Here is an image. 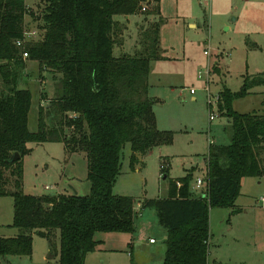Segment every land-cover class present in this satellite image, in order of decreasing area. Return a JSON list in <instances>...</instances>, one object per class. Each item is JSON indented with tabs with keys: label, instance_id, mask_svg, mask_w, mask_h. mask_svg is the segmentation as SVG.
<instances>
[{
	"label": "trees",
	"instance_id": "16d2710c",
	"mask_svg": "<svg viewBox=\"0 0 264 264\" xmlns=\"http://www.w3.org/2000/svg\"><path fill=\"white\" fill-rule=\"evenodd\" d=\"M160 2L40 0L42 39L19 47L29 11L26 0H0V196L14 198L12 225L21 230L15 237L0 235V255H31L36 233L51 246L59 241L60 264H85L101 242L98 232L135 234L140 211L152 208L167 233L162 264H209L210 209L234 207L242 180L264 176V113H241L233 107L251 87L264 84V75L247 77L239 91H222L220 105L231 140L209 146L208 196L191 190V171L170 181L167 197L146 198L136 209L132 196L113 191L123 149L131 144L130 166L135 169L139 157L173 140L172 132L158 129L149 93L151 63L165 59ZM139 12L155 20L144 31L138 50L124 51L127 27L117 16ZM23 52H28L27 59ZM28 59L55 80L54 98L41 104L36 132L29 129L33 93L23 80ZM20 84L26 88L19 89ZM31 141H63L72 152H85L90 194L25 193L23 157ZM16 152L20 158L12 161Z\"/></svg>",
	"mask_w": 264,
	"mask_h": 264
},
{
	"label": "rangeland",
	"instance_id": "374dc122",
	"mask_svg": "<svg viewBox=\"0 0 264 264\" xmlns=\"http://www.w3.org/2000/svg\"><path fill=\"white\" fill-rule=\"evenodd\" d=\"M27 1V28H38L42 21L37 17L43 6L40 0ZM161 5L165 13L161 28L165 59L151 63L149 93L155 99L158 129L172 132L173 140L143 155L135 169L130 166L131 144L123 149L122 168L113 191L132 196L136 206L145 198L167 197L170 181L191 171V190L196 196L206 192V185L196 188V181L202 178L208 182L209 146L231 140L228 118L220 105L223 99L219 100L218 95L224 88L241 90L247 77L264 75V0H162ZM152 22L141 12L131 18L126 28L128 52L138 50ZM42 35L40 32L32 41L41 40ZM39 66L28 59L23 79L33 93L29 113V129L33 132L39 130L41 104L54 98L53 74H41ZM233 107L241 113L263 114L264 84L251 87L245 97L233 102ZM66 134H71L69 128ZM27 145L30 152L23 157L25 193L90 194L85 152H72L63 141H31ZM6 174L10 176V170ZM263 197L264 176L246 177L234 207L210 209L209 264H264ZM147 210L150 224L138 218L135 234L98 232L100 249L88 254L85 264H162L167 233L158 223L156 211ZM13 218L14 198L0 196L1 236L20 234L21 230L12 225ZM150 235L157 244H149ZM59 250L58 240L51 246L47 238L35 233L31 255H0V264H60Z\"/></svg>",
	"mask_w": 264,
	"mask_h": 264
},
{
	"label": "built area",
	"instance_id": "2783aa9c",
	"mask_svg": "<svg viewBox=\"0 0 264 264\" xmlns=\"http://www.w3.org/2000/svg\"><path fill=\"white\" fill-rule=\"evenodd\" d=\"M208 1V0H207ZM147 5H144L142 7V10H147ZM40 32L42 33V31L39 29V28H31V29H28L27 26L25 27V31H24V38L23 39H20L17 41V45L19 47H23L25 45L26 42H31L33 39H37L39 37V34ZM29 56L28 52H23V58L24 59H27ZM191 92L194 93L195 90L194 89H191ZM218 99L221 100L222 97L221 95H218ZM215 116L213 114H211V119H214ZM207 161V159H206ZM180 185V184H179ZM196 185L197 187L196 188H201L203 185H206V192L202 194L203 197H207L208 196V182L207 180L205 179H202V178H198L197 181H196ZM46 189H53L52 186H46ZM262 201H264V197L262 198ZM150 242L151 243H155L156 242V238L154 237H151L150 238Z\"/></svg>",
	"mask_w": 264,
	"mask_h": 264
},
{
	"label": "crops",
	"instance_id": "0c3cea01",
	"mask_svg": "<svg viewBox=\"0 0 264 264\" xmlns=\"http://www.w3.org/2000/svg\"><path fill=\"white\" fill-rule=\"evenodd\" d=\"M162 1V0H161ZM26 4H27V6H28V9L30 8L29 7V2L26 0ZM31 6V5H30ZM160 8H161V16H163L164 17V11H163V9H162V5H161V2H160ZM29 16V14L27 13V15H26V19H25V27L27 26V24H28V21H27V17ZM135 17V15H131V16H117V19H120L121 21H125V23H126V25H127V28L129 27V21L131 20V18H134ZM39 20V19H38ZM151 20L152 21H154L155 20V18L154 17H151ZM157 20H158V18H157ZM40 21V20H39ZM161 28H162V26H161ZM126 31H127V29L124 31L125 33L123 34V36L125 37L126 36ZM161 33V32H160ZM162 39V38H161ZM128 43H129V40H125V44L123 45V46H121V48L124 50V51H127L128 49H127V45H128ZM161 47H162V49H163V46H162V42H161ZM163 51H164V49H163ZM151 96V95H150ZM152 97V96H151ZM153 98V97H152ZM154 99V98H153ZM154 101H155V99H154ZM44 105V104H43ZM262 114V113H261ZM155 148V147H154ZM153 148V149H154ZM151 151V150H150ZM149 151V152H150ZM148 152V153H149ZM139 160L141 161V157H139ZM245 179V178H244ZM243 181V180H242ZM146 199V198H145ZM144 200V199H143ZM143 200L140 202V203H138V205L136 206V209H139V208H141V205H142V202H143ZM147 211H150V210H141L140 212V216H139V218L141 217L142 219H141V221H143V223L144 224H146L147 226H148V224H150V221L147 219V216H146V213H147ZM139 227V226H138ZM137 227V228H138ZM140 229V228H139ZM151 237H154L153 235H150L149 236V244L150 245H155V244H157V239H156V242L155 243H151L150 242V238ZM155 238V237H154ZM101 244H99V246H100ZM98 246V248H97V250L96 251H98L99 249H100V247ZM130 246L131 247H133V243L131 242L130 243ZM95 252V251H94Z\"/></svg>",
	"mask_w": 264,
	"mask_h": 264
},
{
	"label": "water",
	"instance_id": "95a60500",
	"mask_svg": "<svg viewBox=\"0 0 264 264\" xmlns=\"http://www.w3.org/2000/svg\"><path fill=\"white\" fill-rule=\"evenodd\" d=\"M26 87L23 85V84H20V87H19V89H25ZM20 158V154L18 153V152H16L15 154H14V156H13V158H12V161H15V160H17V159H19ZM164 178H167L166 176H164Z\"/></svg>",
	"mask_w": 264,
	"mask_h": 264
}]
</instances>
